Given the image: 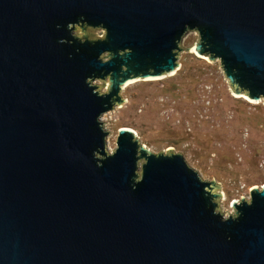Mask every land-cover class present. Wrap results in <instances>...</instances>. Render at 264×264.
I'll return each mask as SVG.
<instances>
[{"label":"water","instance_id":"95a60500","mask_svg":"<svg viewBox=\"0 0 264 264\" xmlns=\"http://www.w3.org/2000/svg\"><path fill=\"white\" fill-rule=\"evenodd\" d=\"M190 49L264 102V0H0V264H264V184L224 215L181 153L108 150L124 84Z\"/></svg>","mask_w":264,"mask_h":264},{"label":"rangeland","instance_id":"374dc122","mask_svg":"<svg viewBox=\"0 0 264 264\" xmlns=\"http://www.w3.org/2000/svg\"><path fill=\"white\" fill-rule=\"evenodd\" d=\"M197 38V33L189 32L182 41L183 48L193 45ZM179 62L176 73L188 65L202 71L189 80L192 82L190 85L182 84L184 89L179 93L170 90L174 87L167 79L175 73L151 79V82L142 79L132 81L123 87L121 95L125 102L101 117L109 131L106 137L108 150L116 146L118 129L130 127L149 149L166 151L172 148L183 155L202 179L219 183L222 193L219 206L224 215L234 213L231 207L233 200L242 196L247 198L252 187L264 184V102L232 94L219 61L199 57L190 49L180 52ZM140 87L154 90V95L145 105L135 100V88ZM227 94L249 102L245 110L251 120L246 122L240 118L243 107L225 102ZM130 103H133L132 110L126 111ZM153 104L166 128L158 123H149L144 117L146 108ZM131 114L138 116L135 126L128 123ZM167 128L172 129L170 135L166 133ZM213 129L218 132L227 130L226 141L211 136L209 133Z\"/></svg>","mask_w":264,"mask_h":264},{"label":"trees","instance_id":"16d2710c","mask_svg":"<svg viewBox=\"0 0 264 264\" xmlns=\"http://www.w3.org/2000/svg\"><path fill=\"white\" fill-rule=\"evenodd\" d=\"M201 73H202L201 70H197L196 68H194L191 65L184 66L182 69H180L173 76H170L169 78H167L171 82V85L174 87V89H172L170 87V90L171 91L176 90L177 93L181 92L184 89L183 86H181L182 84L190 85L192 82H189V80L192 79L193 77H197ZM147 81L151 82L153 80H147ZM135 89H136L134 91L135 100L142 102V104H144V105H145V102H147L148 99L151 98L152 95H154L153 89L147 90V88H145V87L144 88L140 87V88H135ZM176 92H174V93H176ZM226 101H227L228 105L237 104L236 105L237 107H243L242 111L240 112V118L243 121L248 122V119L251 120V118H249V113L245 110V106L248 105V103H249L248 101L241 99V98H234L229 94H227V98L225 99V102ZM132 104L133 103H130V105L126 106V108H127L126 111H129L131 109ZM223 106H222V108H223ZM222 108H220V110H222ZM238 115H239V111H237V116ZM144 117L147 118V121L149 123H158V125L162 126L163 128H166V123L162 122V120L157 116L156 105L153 104V105H151V107L146 108V112H145ZM137 118H138V116H136V114H131V116L129 117L130 120L128 123H130L131 126H135ZM166 131H167L166 133H169V135H170V132L172 131V129L167 128ZM227 133H228L227 130H223V131L218 132L217 130L213 129L212 132L209 134L211 136L221 140V141H226L225 139H226Z\"/></svg>","mask_w":264,"mask_h":264},{"label":"bare ground","instance_id":"6f19581e","mask_svg":"<svg viewBox=\"0 0 264 264\" xmlns=\"http://www.w3.org/2000/svg\"><path fill=\"white\" fill-rule=\"evenodd\" d=\"M149 80H151V79H149ZM130 82H132V81H128L127 83L124 84V86H126V85L129 84ZM124 86H123V87H124Z\"/></svg>","mask_w":264,"mask_h":264}]
</instances>
